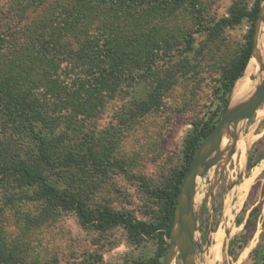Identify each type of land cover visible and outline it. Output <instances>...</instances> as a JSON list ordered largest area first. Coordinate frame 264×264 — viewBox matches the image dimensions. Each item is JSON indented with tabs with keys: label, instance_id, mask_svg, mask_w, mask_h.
Returning <instances> with one entry per match:
<instances>
[{
	"label": "rangeland",
	"instance_id": "374dc122",
	"mask_svg": "<svg viewBox=\"0 0 264 264\" xmlns=\"http://www.w3.org/2000/svg\"><path fill=\"white\" fill-rule=\"evenodd\" d=\"M160 1L165 0H142L135 6L132 0H0V79L17 73L30 97L55 110L50 126L54 135L63 138L53 151L56 160H64L71 152L82 157L89 148L108 153L115 138L112 134L120 135L113 160L122 167L112 166L109 177L103 179L89 174L83 162L78 170L82 193L90 196L92 208L109 207L144 221L156 216L159 201L153 191L163 187L180 166L192 121L209 108L222 57L235 59L246 41L247 19L232 26L222 25L221 20L231 16L232 8L249 10L254 2L197 0L200 12L196 14L188 4L175 9V0H166L165 6ZM135 35L139 39L134 43ZM176 40L180 48L188 43L189 57L201 59L203 67L199 75L192 68L186 76L178 72L168 87L160 82L169 67L161 55L168 57L167 42ZM30 41L27 56L24 48ZM39 45L45 48L40 50ZM107 48L125 51V69L138 79L129 86L123 84L102 103L98 98L89 102L80 84L82 67L75 68L76 55L87 53L92 65H97ZM144 51L156 56L151 68L144 64ZM174 53L178 60L180 53ZM185 65L183 69L190 68L189 63ZM152 95L163 103L129 121L138 110L135 103ZM78 107L84 114L77 112ZM16 125L0 112V139L13 145L12 161L20 158L32 163L39 140L30 128L18 132ZM250 132L253 139L229 163L211 158L204 166L193 211L195 247L202 262L211 264L219 249L216 264H264V103L249 119L240 141ZM34 191L19 181L5 179L0 184V243L15 249L23 264H149L154 256L156 237L132 238L123 227L105 231L85 227L72 210H59L51 222L23 231L24 220L41 212L42 205L30 199ZM241 214L243 221L238 222ZM241 234L247 235V243L234 257L231 241ZM247 246L249 251L244 253ZM176 257L175 264H183Z\"/></svg>",
	"mask_w": 264,
	"mask_h": 264
},
{
	"label": "trees",
	"instance_id": "16d2710c",
	"mask_svg": "<svg viewBox=\"0 0 264 264\" xmlns=\"http://www.w3.org/2000/svg\"><path fill=\"white\" fill-rule=\"evenodd\" d=\"M263 1L254 0L249 10L234 7L230 11L231 16L221 20L222 25L232 26L239 24L243 19H247L249 31L246 41L235 59L233 58L231 61H224V57H222L223 60L220 59L222 62L218 66L219 76L213 94L214 97L204 115L192 121L193 129L184 140L180 166L168 177L163 187L153 191L159 201V206L155 218L151 221L140 220L133 217L129 212H121L109 207L92 208L88 202L90 196L82 193V180L80 178L82 175L78 170L83 162H85L83 167H87L86 171L89 170V174H96L97 177L103 179L109 177L112 166L122 167L113 160L114 153L120 146L118 145L120 135L112 134L115 138L112 139L113 145L108 148V153L104 151V153L99 154L96 150L89 148L86 155H82V157L78 153L71 152L64 160H56L53 151L63 142V138L61 135H54L50 126L51 122L55 120L52 118L55 110L43 103L42 100L40 103L35 96L30 97L31 92L20 86L17 73H9L6 78L0 79V112L6 116L7 122L17 123L18 132L28 130L26 127L30 128V131L34 132L39 140V152L35 160L30 163L20 158V160L13 162L11 157V154L14 153L13 145H6L7 142L0 139V184L8 179L9 181H19L20 185L34 187L35 193L30 196V199L42 205L40 214L30 216L28 220H24L22 230L30 231L31 225L38 226L51 222L56 218L59 210H72L75 211L81 224L85 227H94L100 231L123 227L132 238L140 239L143 235L156 237L157 249L154 256L149 260V264H164L182 181L200 147L219 123L233 87L243 73L254 46L256 23ZM132 2L135 6L142 4V0H132ZM174 2L175 9L188 4L192 7L194 13L200 12L197 0H175ZM158 3L164 6L168 4L166 0ZM138 39L137 35L131 37V41L134 43ZM2 41L0 40V42ZM180 43L177 40L168 41L166 46L168 57L165 54L161 55L165 58L169 67H166V77L161 79L160 82L163 81L165 85L168 84V87L177 80H174V77L178 72L182 71L181 76H186L191 68L197 75L202 72L201 59L195 56L192 58L194 59L192 63V59L187 53L190 51L189 44L187 43L184 48H180L178 47ZM31 44L30 41L27 44L29 47L24 48L27 56H30ZM39 46L40 50L45 48L42 45ZM174 52L180 53L178 60L174 59L176 54ZM34 54L38 55V50ZM197 54L203 55L200 50L197 51ZM124 55H126V52L122 49L107 48L102 59H98L97 65H92V57L87 53L76 55V63L74 64L77 67L75 68L82 67L79 74L80 84H82V91L86 90L89 102L94 98H98V101L102 103L103 100L109 98L116 91H120L118 89L123 84L129 86L137 82L138 78L135 75L128 74L125 69L126 58ZM142 57L147 68H151L152 63H154L152 59L156 57L155 54L144 51ZM185 63H189L190 68L183 69L186 66ZM213 63L215 64L216 61ZM206 71L209 72V69H206ZM84 76H86V80ZM184 90L187 92L188 88L185 86ZM154 96L152 95L142 102H136L138 110L132 113L129 121L135 120L134 118L139 113L152 110L154 106L163 103H159V100L155 99ZM155 108L159 109L161 105ZM80 110L82 109L78 107L77 112L84 114ZM70 121H73V119ZM73 122L78 124V120ZM39 124L45 128V131H42ZM36 128L38 129L36 130ZM243 218V214H241L238 222H242ZM247 239L246 234H241L240 237L231 241V254L234 257L241 253ZM256 250V252H260V249ZM257 256L259 257V255ZM19 257L20 254L15 249H7L0 243V264H23ZM262 258L264 262V255Z\"/></svg>",
	"mask_w": 264,
	"mask_h": 264
},
{
	"label": "water",
	"instance_id": "95a60500",
	"mask_svg": "<svg viewBox=\"0 0 264 264\" xmlns=\"http://www.w3.org/2000/svg\"><path fill=\"white\" fill-rule=\"evenodd\" d=\"M261 13H264V1L256 23L252 52L241 77L236 82L243 87L247 95L240 104L229 110H227V103L219 123L197 152L179 190L168 249L172 247L175 250V256L178 255L183 264H208V262H202L197 256L195 247L197 223L193 214L195 199L203 182L204 166L208 157L236 142H244L240 139L245 136L249 119L264 103V31L261 28L263 20ZM256 61L259 65L258 72L254 71Z\"/></svg>",
	"mask_w": 264,
	"mask_h": 264
},
{
	"label": "bare ground",
	"instance_id": "6f19581e",
	"mask_svg": "<svg viewBox=\"0 0 264 264\" xmlns=\"http://www.w3.org/2000/svg\"><path fill=\"white\" fill-rule=\"evenodd\" d=\"M258 68H259V65H258V62L256 61L254 63V71L258 72ZM246 95H247V92L243 89V87L241 85H239V83L236 84V86L233 88V92H232L231 97L229 99L227 110H229L230 108L240 104L245 99ZM245 138H246V140L244 142H242V143L238 142V145H236L237 148H235V144L232 146H229V147L211 155L210 157H208L207 161H209L212 158V160L215 159L217 162H220L221 164L228 162L233 157H236L237 154L239 155L243 152V148L246 147L247 142L250 141L251 139H253V134L250 132L246 135ZM197 200L198 199L195 200V203L197 202ZM250 248H252V247H250ZM168 250H169V251H167L168 254L166 255V264H175V259L177 258L175 256V250L172 247H170ZM247 251H249L248 246L245 248L244 253H247ZM219 253H220V251H219V249H217L215 252L214 258L211 261V264H216V262L220 259Z\"/></svg>",
	"mask_w": 264,
	"mask_h": 264
}]
</instances>
